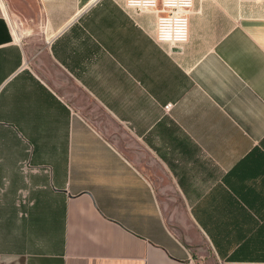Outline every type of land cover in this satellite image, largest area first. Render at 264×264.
Listing matches in <instances>:
<instances>
[{
    "label": "crops",
    "instance_id": "0c3cea01",
    "mask_svg": "<svg viewBox=\"0 0 264 264\" xmlns=\"http://www.w3.org/2000/svg\"><path fill=\"white\" fill-rule=\"evenodd\" d=\"M149 3L0 0V264H264V1Z\"/></svg>",
    "mask_w": 264,
    "mask_h": 264
},
{
    "label": "built area",
    "instance_id": "2783aa9c",
    "mask_svg": "<svg viewBox=\"0 0 264 264\" xmlns=\"http://www.w3.org/2000/svg\"><path fill=\"white\" fill-rule=\"evenodd\" d=\"M137 4L139 5V2H143V4H150L149 2L152 0H136ZM171 3L169 5L171 7L176 6H186L189 2V0H169ZM250 1H264V0H250ZM147 2V3H146ZM164 28H163V34L166 38H174L177 39L180 35V30L182 27V19L177 17H172V15L169 18H164Z\"/></svg>",
    "mask_w": 264,
    "mask_h": 264
}]
</instances>
